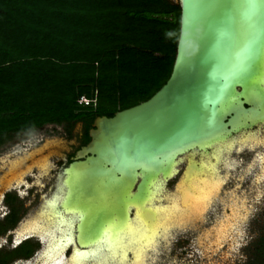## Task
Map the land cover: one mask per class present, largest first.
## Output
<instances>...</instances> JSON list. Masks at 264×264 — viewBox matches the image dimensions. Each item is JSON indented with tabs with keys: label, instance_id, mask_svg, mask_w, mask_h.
<instances>
[{
	"label": "water",
	"instance_id": "95a60500",
	"mask_svg": "<svg viewBox=\"0 0 264 264\" xmlns=\"http://www.w3.org/2000/svg\"><path fill=\"white\" fill-rule=\"evenodd\" d=\"M179 4L169 78L148 99L111 116H96L90 140L63 170L74 173L71 198L90 205L81 222L83 238L96 234L111 217L124 215L126 195L145 193L143 170L164 179L171 162L194 146L264 123V85L256 79L264 68V0ZM186 161L182 175L199 170V161L187 156ZM18 226L8 231L16 244L38 237L16 242Z\"/></svg>",
	"mask_w": 264,
	"mask_h": 264
},
{
	"label": "trees",
	"instance_id": "16d2710c",
	"mask_svg": "<svg viewBox=\"0 0 264 264\" xmlns=\"http://www.w3.org/2000/svg\"><path fill=\"white\" fill-rule=\"evenodd\" d=\"M181 12L172 0H0V146L18 131L90 124L148 99L175 63ZM158 70L163 75L155 80ZM148 81L155 87H144ZM138 87L140 95L128 100ZM83 94L95 105L79 104ZM105 94L119 95L111 109L102 106ZM14 198L7 193L10 211L0 219V235L20 219ZM35 249L26 238L1 249L0 264ZM248 263L264 264V233Z\"/></svg>",
	"mask_w": 264,
	"mask_h": 264
},
{
	"label": "rangeland",
	"instance_id": "374dc122",
	"mask_svg": "<svg viewBox=\"0 0 264 264\" xmlns=\"http://www.w3.org/2000/svg\"><path fill=\"white\" fill-rule=\"evenodd\" d=\"M172 1L179 3V0ZM162 72L158 70L154 79L163 75ZM155 82L148 81L143 86L153 88ZM133 91L128 100L138 97L141 88H134ZM117 95H102V106L111 109ZM252 130L261 135L264 123ZM80 133L81 123L78 121L73 124L45 123L34 130L13 133L0 146V219L8 211L3 200L6 192L16 194L14 204L19 208V225L35 217L45 199L62 186L63 167L68 162V155L80 145ZM47 142L49 145L42 151L48 154L49 171L41 173L32 167L23 177L22 183L5 188L8 177L14 171L10 168L11 161L30 152L36 153L34 150ZM193 152L196 156L197 148ZM261 154L264 156V142L257 143L253 149L244 147L241 151L233 149L225 153L218 163V172L224 176V183L207 209L200 216H194L186 222L184 219V222L174 224L159 234L153 245L146 249L141 264H249L254 242L264 233V177L258 179L256 175L260 172ZM34 155L40 156L38 153ZM184 157L178 164L179 172L165 181L164 192L175 188L176 180H179L185 165ZM32 160L30 157L19 167H26ZM23 183L24 186H21ZM222 224L220 232L217 229ZM12 237L8 231L0 235V250L16 246ZM29 239L36 244L33 254L28 258H18L10 264H38L44 247L43 240L39 237ZM70 250L66 251L62 264H69L67 258ZM85 264L92 263L89 260Z\"/></svg>",
	"mask_w": 264,
	"mask_h": 264
},
{
	"label": "bare ground",
	"instance_id": "6f19581e",
	"mask_svg": "<svg viewBox=\"0 0 264 264\" xmlns=\"http://www.w3.org/2000/svg\"><path fill=\"white\" fill-rule=\"evenodd\" d=\"M256 79L264 85V68ZM259 142H264V132L260 135L256 131L243 128L228 139L212 138L202 147L194 146L187 152L196 148L203 150L199 159L194 156V152L189 157L199 161V170H193L187 176L181 175L175 188L168 192L163 190L165 181L179 172L178 164L182 155L171 162L164 179L151 170H143L142 174H145L147 182L145 193L140 198L130 193L126 195L124 215L106 220L96 234L87 238L80 235L84 230L81 222L86 221L90 205L76 197L71 198L74 173H64L60 189L45 199L35 217L21 222L16 228V242L32 234L43 240L44 247L38 264H62V258L71 247L73 249L67 258L69 264H85L89 260L92 264H141L146 249L153 245L159 234L174 224L200 216L207 209L224 183V176L218 172V163L223 155L233 149H253ZM48 145L49 142L34 150L36 153L30 152L11 161L10 168L14 171L8 177L5 188L22 183L23 177L32 167L41 173L48 172V154H43L42 151ZM207 146H210L209 150ZM37 153L39 157L34 155ZM30 157L33 159L31 163L26 167H19ZM259 160L261 165L260 172L256 174L258 179L264 177L262 154L259 155ZM185 188L190 191L188 195L185 194ZM146 210H150L149 216L146 215ZM222 229L223 224L217 230L221 232Z\"/></svg>",
	"mask_w": 264,
	"mask_h": 264
},
{
	"label": "flooded vegetation",
	"instance_id": "af4514ba",
	"mask_svg": "<svg viewBox=\"0 0 264 264\" xmlns=\"http://www.w3.org/2000/svg\"><path fill=\"white\" fill-rule=\"evenodd\" d=\"M95 119V118H94ZM94 119L90 122V124H88V123H86V122H84L83 120H78V122H80L81 123V133H80V145L77 147V149L72 153V154H69L68 155V162H67V164L63 167V170H64V168L72 161V159L74 158V156H75V154H76V152L78 151V149H80V147L81 146H83L84 144H86L89 140H90V136H89V130L93 127V121H94ZM86 133H87V135H88V139L85 141V135H86ZM197 150H198V153H197V155L195 156L196 158H200V156H201V153H202V151L203 150H201V149H199V148H197ZM193 154V151H189V152H185V154H183L182 156H184L185 155V165H186V156L187 157H191V155ZM181 156V157H182ZM185 165H183V169H184V167H185ZM182 169V170H183ZM180 175H182V171H181V174H179V177H181ZM63 176V175H62ZM178 177V178H179ZM63 178V177H62ZM180 179V178H179ZM178 180V179H177ZM177 180H176V182H177ZM21 186H24V183L21 185ZM7 193L8 192H6L5 193V195L3 196V200H4V202H5V205L7 206V208H8V211L6 212V214L7 213H9V211H10V206H9V204L6 202V195H7ZM8 194H13L15 197H16V194H14V192H9ZM19 223V221L17 222V224ZM70 252H71V250H70Z\"/></svg>",
	"mask_w": 264,
	"mask_h": 264
},
{
	"label": "built area",
	"instance_id": "2783aa9c",
	"mask_svg": "<svg viewBox=\"0 0 264 264\" xmlns=\"http://www.w3.org/2000/svg\"><path fill=\"white\" fill-rule=\"evenodd\" d=\"M95 102H96L95 98H88L84 94L78 98V103L83 105V106L84 105H89V104L95 105Z\"/></svg>",
	"mask_w": 264,
	"mask_h": 264
}]
</instances>
